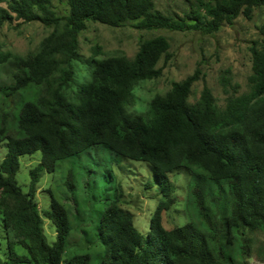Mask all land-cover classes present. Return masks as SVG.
<instances>
[{
  "label": "trees",
  "instance_id": "16d2710c",
  "mask_svg": "<svg viewBox=\"0 0 264 264\" xmlns=\"http://www.w3.org/2000/svg\"><path fill=\"white\" fill-rule=\"evenodd\" d=\"M54 1L0 0L6 5L0 6V28L14 20L55 28L37 54L16 59L13 82L0 85V144L8 149L0 163V264H91L89 255L68 251L71 234L81 228L86 213H76L77 227L69 207L54 197L42 210L36 188L43 172H54L59 162L92 155L96 148L146 163L163 196L144 236L134 225V215L122 207L123 190L117 186L104 197L101 183L95 181L94 200L105 206L91 209L97 219L81 230L89 242L103 247L99 264H245L247 232H264V25L260 45L251 48V92L228 100L224 108L206 84L200 100L189 102L200 79L197 71L154 98L145 114L129 113L136 85L161 77L173 57L163 36L142 42L133 59L94 62L91 80L78 84L73 96L66 88L74 79L72 63L81 60L79 35L88 22L213 34L243 12L249 15L264 6V0L201 3L185 17L156 10L154 0H65L69 14L62 18L52 10ZM8 59L0 53V64ZM162 60L164 66L159 67ZM16 97L20 101L11 123L4 105ZM37 153L41 161L30 171L24 191L17 180L20 158ZM182 171L192 174L191 221L168 230L162 214L175 205L170 175ZM99 175L115 181L109 168ZM202 179L209 182L207 191L201 188ZM45 219L55 229L53 242L45 232Z\"/></svg>",
  "mask_w": 264,
  "mask_h": 264
},
{
  "label": "rangeland",
  "instance_id": "374dc122",
  "mask_svg": "<svg viewBox=\"0 0 264 264\" xmlns=\"http://www.w3.org/2000/svg\"><path fill=\"white\" fill-rule=\"evenodd\" d=\"M155 9L172 17H185L191 9L200 8L201 3L218 0H154ZM0 6L6 7L5 4ZM60 18L69 14L65 0H55L52 9ZM64 21L60 23L62 29ZM264 6L254 8L249 15L244 12L232 24H225L218 32L205 34L198 31L138 30L132 24L124 27H110L101 23L88 22L87 29L79 35V54L81 60L71 65L73 81L66 88V94L73 96L78 84L91 80L94 62L108 58L125 57L133 59L145 40L166 37L171 45L172 59L164 67L161 77L146 80L136 85L134 102L128 106L129 113L139 116L147 112L149 104L157 96H165L175 83L184 81L200 71V79L194 84L189 98L195 104L201 98L205 84L211 89L216 104L224 108L228 100L248 95L251 92L253 75V55L251 48L259 46L263 36ZM54 26H46L39 21L23 22L14 20L0 28V53L7 54L9 59L0 64V85L13 82L16 59H25L40 51L43 40L53 31ZM164 66V60L159 67ZM62 74L59 72L56 78ZM20 98H10L4 110L10 114L9 122L14 123L12 116L19 105ZM92 155H83L59 162L52 173L43 172L36 188V199L40 209L49 208L51 198H56L70 209L71 221L76 222V213H86L80 229H74L68 251L71 254L89 255L91 264H99V255L103 247L98 242L88 241V236L81 229H88L90 210L94 207L104 208V202H96L98 194L95 181L102 186L100 193L106 197L115 192L117 186L123 190L122 207L134 215V225L144 236L150 231L151 217L163 200L160 188L154 185L153 176L146 163L116 158L110 151L92 149ZM8 149L0 144V163L6 157ZM41 161V154L20 158V171L17 175L19 185L28 191L33 170ZM106 168L113 170L115 181L107 182L99 173ZM96 173H92V171ZM192 174L182 171L170 175L173 184L175 205L164 211L163 226L171 230L185 226L191 221L188 211L189 187ZM204 191L210 189L206 179L201 180ZM73 184V188L70 185ZM150 185L151 187H149ZM45 232L49 242H53L56 233L52 223L45 219ZM249 252L245 264H264V232H247Z\"/></svg>",
  "mask_w": 264,
  "mask_h": 264
}]
</instances>
